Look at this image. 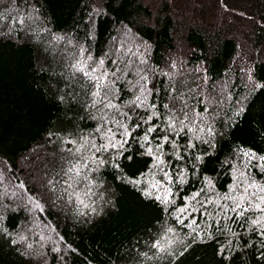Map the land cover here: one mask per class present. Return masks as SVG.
Returning <instances> with one entry per match:
<instances>
[{"label":"trees","instance_id":"trees-1","mask_svg":"<svg viewBox=\"0 0 264 264\" xmlns=\"http://www.w3.org/2000/svg\"><path fill=\"white\" fill-rule=\"evenodd\" d=\"M261 157L264 0H0V264H264Z\"/></svg>","mask_w":264,"mask_h":264},{"label":"snow or ice","instance_id":"snow-or-ice-1","mask_svg":"<svg viewBox=\"0 0 264 264\" xmlns=\"http://www.w3.org/2000/svg\"><path fill=\"white\" fill-rule=\"evenodd\" d=\"M89 59H91V58L89 57ZM100 63L103 64V61H100ZM79 70L83 72V71H84V68L81 67ZM93 71H95V70H93ZM86 74H87V73H86ZM105 76H106V74H105ZM97 80L99 81L100 78L98 77ZM104 87H105V85H104L103 82L99 83V88L103 89ZM99 94H100V93H99V91H98V92L96 93V95L99 96ZM146 100H147V95H144L143 97H142V96H137V97L135 98V100L132 101L131 103H132L134 106H136V107H140V106H144V105H145ZM101 103H103V98L101 99ZM105 107H107V108H109V109H116L117 111L119 110V106L116 105V104H113V103H111V102L107 103V104L105 105ZM149 107L152 109V115H150V116L148 117V120L151 121V120L155 117V115H156V113H155V107H156V106H155V104H152V105H150ZM164 107L167 108V105H165ZM123 115H126V114H123ZM113 123L118 124L119 127L122 129V131L120 132V135H121L122 137H128V136L131 135V132H132V131H135L134 128L130 130V126H129V125H127V124H121L119 121H114ZM177 123H179V124L181 125V127H180V129H179V132H183V131H185V129H186V125H185L184 121H179L178 119H170V120L168 121V126H169L170 129L173 130V135H178V134H179V132L176 131V124H177ZM137 127H139V125H137ZM155 131H157L156 128H154V127H149V128L147 129L146 133H145V136H144L145 141H149V133H152V132H155ZM97 132H98V133L103 132V136H102V138L107 139V140H108V144H101L100 146L97 147L94 143H92L91 146H92V148L94 149L95 152H100V151L107 150L109 147H111V148H120V149H122V148H123V144L127 142L126 139H124V140H116V132H114L112 129H108L107 131H103L102 128H98V129H97ZM164 143H165V144H167V143H171V141H169V139H168L167 136L164 138ZM88 144H89V142H88V141H85V145H88ZM85 145H82V148H83ZM160 147H163V145H160ZM79 150H80V149H78V151H79ZM151 152H152V149H149V154H151ZM244 155H245V156H251V154H250V153H247V152H245ZM261 159H264V157H261ZM160 162H162V161H160ZM72 171H73L72 169H69V172H72ZM79 174H80V170H79V169H76V170H75V176L78 177ZM165 175H167V174H165ZM241 175H243V174H241ZM75 182H77V181L74 179V183H75ZM165 182H167V181H165ZM181 182H183V181H181ZM69 187H71V185H69ZM152 187H153V188H158V187H160V182L153 183V184H152ZM249 187H255V185H254V184H249ZM259 191L264 192V187H260V188H259ZM170 195H171L170 190H169V189H165V196L163 197V199H164L165 202H168V197H169ZM198 195H199L198 193L195 194V195L193 196V199H195L196 196H198ZM78 196H79V194H77V197H78ZM228 198H229V197H225V199H228ZM156 199L159 200V199H161V197L157 196ZM243 199H245V198H244V197H240V200H241V201H242ZM81 203H83V201H81ZM257 207H259V205H257ZM239 208H241V204H240V203H235V206H234V208H233V211H235L236 209H239ZM186 210H187L186 208H183V207H182V208H180L179 211H180L181 213H184ZM180 222L183 223V221H180ZM193 222L195 223V221H193ZM169 231H172V230L169 229ZM156 246H160V245H156Z\"/></svg>","mask_w":264,"mask_h":264},{"label":"rangeland","instance_id":"rangeland-1","mask_svg":"<svg viewBox=\"0 0 264 264\" xmlns=\"http://www.w3.org/2000/svg\"><path fill=\"white\" fill-rule=\"evenodd\" d=\"M179 1L182 3L184 0H178V4H179Z\"/></svg>","mask_w":264,"mask_h":264}]
</instances>
